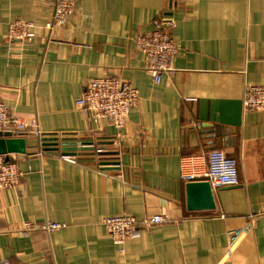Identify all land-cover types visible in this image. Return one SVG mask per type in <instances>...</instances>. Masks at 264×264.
I'll return each instance as SVG.
<instances>
[{"label":"crops","instance_id":"crops-1","mask_svg":"<svg viewBox=\"0 0 264 264\" xmlns=\"http://www.w3.org/2000/svg\"><path fill=\"white\" fill-rule=\"evenodd\" d=\"M54 1L0 0V100L19 117H36L54 148L13 136L27 140L26 153L4 156L26 175L17 188L0 189V259L264 264V111L242 106L246 84L264 85V0H75L47 36L6 41L11 21L43 25ZM159 16L174 20L180 50L156 82L134 36ZM105 75L139 92L122 129L81 108L86 83ZM211 149L237 160L239 184L213 188L215 209L190 210L181 158ZM159 213L169 220L123 245L103 225ZM24 221L65 227L22 235Z\"/></svg>","mask_w":264,"mask_h":264},{"label":"built area","instance_id":"built-area-1","mask_svg":"<svg viewBox=\"0 0 264 264\" xmlns=\"http://www.w3.org/2000/svg\"><path fill=\"white\" fill-rule=\"evenodd\" d=\"M75 0H55L49 20L37 24L34 20L18 18L9 23L6 41L10 44L20 43L31 45L43 32L47 36L54 28L66 23L73 13ZM175 22L170 16H159L154 20V28L150 31H140L135 34L134 41L144 56L146 68L153 72L154 80L159 82L165 71L172 68V62L180 50L172 30ZM139 101V92L128 80L105 75L91 78L81 96V108L87 114L97 118L107 119L117 129H122L128 114ZM244 112L264 111V85L246 84L242 98ZM7 136L36 137L43 143L38 119L22 118L11 112L10 108L0 100V134ZM93 144H85L92 147ZM62 157L75 161V153L65 152ZM181 177L184 181L207 180L212 188L235 186L239 184L237 160L222 149H211L205 154L187 155L181 158ZM26 172L17 162L10 161L0 155V189L17 188L25 178ZM169 220L167 214H153L138 219L130 215L112 216L103 220L105 229L118 245L127 240L141 236L146 227ZM65 224L45 221L35 223L24 221L16 230L22 235H28L35 230L54 231L64 228ZM145 227V228H144ZM0 264H9L6 259H0Z\"/></svg>","mask_w":264,"mask_h":264},{"label":"water","instance_id":"water-1","mask_svg":"<svg viewBox=\"0 0 264 264\" xmlns=\"http://www.w3.org/2000/svg\"><path fill=\"white\" fill-rule=\"evenodd\" d=\"M48 138H43L44 150H52V143L46 142ZM28 142L25 138H13L0 134V155L25 154ZM85 149L87 146H80ZM65 153V152H64ZM186 203L190 210L205 209L211 210L216 208L213 188L207 180L190 181L186 183Z\"/></svg>","mask_w":264,"mask_h":264},{"label":"rangeland","instance_id":"rangeland-1","mask_svg":"<svg viewBox=\"0 0 264 264\" xmlns=\"http://www.w3.org/2000/svg\"><path fill=\"white\" fill-rule=\"evenodd\" d=\"M145 228V227H144ZM149 229H151L150 227H146L144 230H149Z\"/></svg>","mask_w":264,"mask_h":264}]
</instances>
